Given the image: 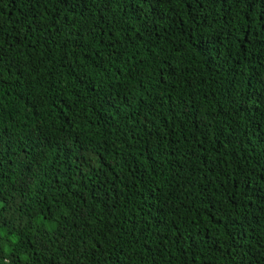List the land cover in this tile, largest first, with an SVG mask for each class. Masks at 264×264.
<instances>
[{"label":"trees","instance_id":"16d2710c","mask_svg":"<svg viewBox=\"0 0 264 264\" xmlns=\"http://www.w3.org/2000/svg\"><path fill=\"white\" fill-rule=\"evenodd\" d=\"M0 264H264V0H0Z\"/></svg>","mask_w":264,"mask_h":264}]
</instances>
